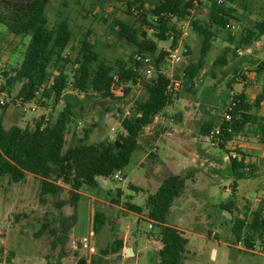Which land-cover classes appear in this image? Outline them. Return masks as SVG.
Instances as JSON below:
<instances>
[{"label":"rangeland","instance_id":"rangeland-1","mask_svg":"<svg viewBox=\"0 0 264 264\" xmlns=\"http://www.w3.org/2000/svg\"><path fill=\"white\" fill-rule=\"evenodd\" d=\"M146 1L149 6L152 0ZM195 5L188 21L181 23L183 34L177 45L179 61L169 62L164 67V72L172 79L181 74L186 63L196 61L200 55L201 38L192 32L191 22L195 19L207 21L209 4L207 0H197ZM229 6L244 16L243 22L231 23L229 33L220 34L214 42L196 83V93L184 92L180 84L174 91L173 103L140 135L138 148L121 171V181L115 177L98 178L97 188L81 191L75 209L68 203V191L57 198L47 196L42 202L40 182L31 174L21 183L0 176V264H78L86 256L73 248V242L93 230L97 211L107 216L105 228L93 238L98 252L117 238L128 239L136 252V257L124 261L110 253L102 264H156L157 248L161 244L153 245L149 240L152 236L159 239V228L150 229L147 217L129 211L125 204L144 206L167 177L187 174L184 192L175 199L167 216L168 225L180 230L188 239L184 264H264V257L247 255L251 252L244 251L243 244L237 242L232 231L238 216L243 217L244 213L250 214L260 207L264 209V146L249 134L221 150L200 135L204 120L224 115L222 108L228 102V94L232 98L244 90L249 99L254 100L261 91L257 75L252 72V62L264 60V37L254 48L240 51L239 57L229 55L227 65H213L224 48L232 46L228 43V34L238 35L244 26L264 16V0H234ZM126 11L125 3L115 0H52L47 16L51 26L64 17L69 19L74 31L70 49L77 51L79 42L87 35L104 58L113 63L118 58L129 59L136 49L131 42L120 40L115 34V19L129 23L136 20L135 15H128ZM136 23L140 26L138 20ZM148 35L153 37V32L148 31ZM28 40L9 34L0 25L1 68L16 66L22 61ZM171 42L160 41L159 48L171 55L174 52ZM245 56L248 63H240V58ZM236 68H239V75L229 88ZM142 73L144 80L152 77L145 69ZM175 81L179 80L173 79V85ZM143 83L131 86L127 95L116 88V100L96 98L78 104L72 132L79 137L84 128L92 129L88 143L115 140L123 132L121 121L131 113L133 102L146 97ZM47 104L41 107L29 103L23 110L9 102L6 111L0 108V119L7 129L14 125L25 127L42 115L56 118L64 106L63 102L56 106L53 101ZM33 107L36 110H32ZM261 111L264 113L263 109ZM92 125L97 128L93 129ZM67 140L68 145L76 143L73 133ZM233 152L238 155L237 161H244L249 178L236 179L228 173L229 157ZM235 183L236 188L233 187ZM230 201L233 205L225 209L224 204ZM214 249L218 251L216 259ZM252 252L264 251L257 244ZM86 264H92L91 260L86 259Z\"/></svg>","mask_w":264,"mask_h":264},{"label":"trees","instance_id":"trees-1","mask_svg":"<svg viewBox=\"0 0 264 264\" xmlns=\"http://www.w3.org/2000/svg\"><path fill=\"white\" fill-rule=\"evenodd\" d=\"M52 0H0V25L15 37L28 38L22 61L16 66L1 68L0 89L9 101L3 110L19 100L23 104L36 103L46 107L53 101L56 106L63 102V110L56 118L40 116L31 125H14L7 129L0 119V176H8L14 183L24 182L28 174L40 182L39 197L45 201L47 196L59 197L69 193V204L77 209L83 189L98 187V178H113L130 162L133 152L138 148V138L144 130L155 123L167 106L171 105L176 92L172 90L173 79L179 80L186 93H196V83L206 66V58L219 35L229 33L228 25L242 23L239 15L229 4L234 0H207L208 19L205 22L195 19L191 30L201 38L199 58L188 62L181 74L170 78L164 67L170 62V52L160 49L158 42L171 40V49L176 50L183 34L181 23L188 21L195 10L196 0H115L125 3L126 13L136 20L125 22L115 19L113 26L120 40L131 42L135 51L129 59L118 58L113 63L107 61L97 50V44L87 35L79 42L77 51L70 49L74 31L69 19L64 17L55 25H50L47 8ZM113 1V0H110ZM153 32V37L148 35ZM264 37V16L250 26H244L238 35L228 34L227 46L214 62V67L228 64L229 55L239 57L238 53L252 49ZM75 51V52H74ZM137 56H150L156 72L144 80L143 61ZM240 63H248L245 57ZM261 91L251 101L246 91L230 97L224 103L220 117L206 119L200 127V135L209 137L216 128L220 129L218 147L224 150L236 138L254 135L264 146V60L252 62ZM239 68L233 72L228 83L231 88L236 83ZM245 78L244 74H240ZM143 83L145 98L133 102L132 111L121 121L123 132L115 140L88 143L92 129H83L77 137L72 132V124L77 118L78 104L86 100L101 98L116 100L115 89L121 88L125 95L131 86ZM13 93L15 97H13ZM83 97V100H81ZM225 113L231 120L225 119ZM93 129L97 126L92 125ZM101 132V129L100 131ZM73 133L76 143L68 145L67 137ZM228 173L236 179H247L249 173L243 160L230 159ZM185 176L170 175L159 190L148 197L144 206L126 203L129 211L144 215L159 228L161 247L157 251L156 264H184L188 239L183 233L167 223V216L175 199L182 196ZM252 176V174H251ZM234 188L237 187L235 183ZM67 203V202H65ZM233 205L224 204L227 209ZM249 211V210H248ZM107 224V216L97 211L93 219V231L99 234ZM55 235V230H51ZM233 234L246 251H254L257 244L264 251V209L262 207L243 217L238 216L233 223ZM123 250V239L117 238L106 249V255L99 251L91 259L92 264H102L110 253L119 254ZM244 253V252H243ZM78 264H86L81 258Z\"/></svg>","mask_w":264,"mask_h":264},{"label":"built area","instance_id":"built-area-1","mask_svg":"<svg viewBox=\"0 0 264 264\" xmlns=\"http://www.w3.org/2000/svg\"><path fill=\"white\" fill-rule=\"evenodd\" d=\"M222 1L223 0H218L219 3H222ZM195 3H197V0L195 1ZM186 25H188V23ZM227 27L230 29L231 25H228ZM184 29H186L185 26H184ZM136 58H137V60L143 61L144 69H145L147 74H149V75H154L155 74L156 69H155V66L153 64L152 57H150V56H146V57L137 56ZM169 61L171 63H177L179 61L178 50L177 49L174 50V52L170 55ZM179 86H180V82L179 81H175L174 85L172 87V90H174V91L177 90ZM8 101H9V99H8L7 94L2 92L1 89H0V107L5 106ZM27 104H29V103L23 104L21 101L17 100L15 105L17 107L23 109V110H26ZM32 110H36V109L33 107ZM225 119L226 120H231V115L229 113H225ZM157 121H158V117H156L155 123ZM219 134H220V129L216 128L214 131L211 132L210 136L207 137L210 140V142L212 143L213 146H218V144H219V140H218ZM230 159H238L237 153L236 152L231 153L230 157H229V160ZM114 177H115V179L121 181L122 180L121 172H117L114 175ZM154 224H155L154 221H150V225H149L150 229L154 228ZM95 236L96 235H95L94 231L93 230L90 231L87 235L82 236V237L78 238L77 240H75L73 242V248L75 250L82 251L85 254V256H86L85 258L88 259V260H91L92 257L98 253L97 248L93 245V238H95ZM149 241L153 245L160 244V240L157 237H155V236H152Z\"/></svg>","mask_w":264,"mask_h":264},{"label":"crops","instance_id":"crops-1","mask_svg":"<svg viewBox=\"0 0 264 264\" xmlns=\"http://www.w3.org/2000/svg\"><path fill=\"white\" fill-rule=\"evenodd\" d=\"M260 47V46H259ZM251 101H253V100H251ZM263 110H264V107H263ZM264 114V113H263ZM241 138H243V137H238V138H236V140L235 141H237V140H240ZM235 141L233 142V143H235ZM161 247V246H160ZM160 247H158L157 248V251L160 249ZM127 249H131V253H128V250ZM245 251V250H244ZM213 252H216V257H215V259L217 258V256H218V251H217V249H214L213 250ZM242 252V251H241ZM247 252H251V254H248L247 253V255H252V256H259V257H264V252H252V251H247ZM246 254V253H245ZM115 256V255H114ZM116 256L117 257H119L121 260H125V259H130V258H132V257H136V252L134 251V248H133V246H131L130 244H129V241H128V239H126V238H124L123 239V250H122V252L121 253H119V254H116ZM107 258H108V256H107Z\"/></svg>","mask_w":264,"mask_h":264},{"label":"water","instance_id":"water-1","mask_svg":"<svg viewBox=\"0 0 264 264\" xmlns=\"http://www.w3.org/2000/svg\"><path fill=\"white\" fill-rule=\"evenodd\" d=\"M127 250H128V253L132 252L131 249H127ZM101 254L105 256L106 255V251H101Z\"/></svg>","mask_w":264,"mask_h":264}]
</instances>
